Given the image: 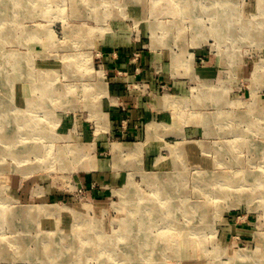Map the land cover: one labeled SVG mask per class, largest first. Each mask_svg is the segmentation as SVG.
<instances>
[{
  "label": "rangeland",
  "instance_id": "1",
  "mask_svg": "<svg viewBox=\"0 0 264 264\" xmlns=\"http://www.w3.org/2000/svg\"><path fill=\"white\" fill-rule=\"evenodd\" d=\"M9 1L0 2V198H8L12 207L56 204L59 211L37 213L34 220L55 229L75 223L71 234L92 227L117 232L120 216L128 212L127 218L136 207L130 200L153 199L154 181L166 185L180 166L188 204L207 205L198 212L204 218L194 221L198 232L183 229L175 235L161 229L160 239L169 241L165 254L136 257L134 264L264 263V0H25L19 11ZM224 14L239 36L220 40L215 33L223 28ZM252 20L255 32L243 36L241 25ZM123 46L128 55L121 64ZM14 51L29 58L35 84L48 80V92L61 95L50 101L49 116L34 110L42 120L36 132L11 123L14 106L33 102L26 96L31 83L26 73L14 84L3 81L13 69L5 53ZM157 53L153 88L145 75L151 65L143 60ZM169 62L177 72L165 75ZM134 91L140 96L136 110L153 108L154 117L141 113L133 123L139 133L125 136L121 129L133 121L123 95ZM34 92L38 100L41 91ZM165 96L176 98V105L161 104ZM44 134L60 146L63 160L45 168V159L34 153L27 152L21 163L13 158L22 156V144L34 145ZM178 143L193 144L195 150L181 155L185 164L173 166L169 159ZM115 144L140 150L127 154ZM67 145H76L77 153ZM128 180L134 193L126 196L118 189ZM0 218L10 239L33 241L40 229L34 222L23 227L21 220L10 226L2 213ZM35 248L29 244V250ZM237 250L252 255L239 260L232 256ZM4 251L0 264H42L26 259L29 251L15 253L13 246Z\"/></svg>",
  "mask_w": 264,
  "mask_h": 264
},
{
  "label": "bare ground",
  "instance_id": "2",
  "mask_svg": "<svg viewBox=\"0 0 264 264\" xmlns=\"http://www.w3.org/2000/svg\"><path fill=\"white\" fill-rule=\"evenodd\" d=\"M6 1L9 0H0V2L4 3H6ZM10 1L8 3L17 6L12 7L15 11H19L22 8L21 6L24 5L25 2L27 3V1L25 0ZM34 1L37 0H29V2ZM212 1L216 3L220 0ZM195 3L197 4V2ZM222 20L224 21L223 28L221 29V31L215 32L220 37V40H222L221 38L223 37L239 36V33L235 32L234 30L232 31V19L230 15L224 14L222 16ZM247 22L248 23L241 25V27H243V30L241 31L243 33L241 34L248 37L255 31L252 32L253 20ZM1 52L2 51L0 48V56H2ZM5 55L7 56L6 62L11 65L13 69L12 72H7L5 70L7 74L4 75L3 81L6 83L14 84L19 79V77L24 76V73H26V75L30 76L31 79L29 87L30 94L26 96H28L31 101H33L25 104V107L23 108L14 106L12 111H14L15 113L14 118L10 117V119L13 118L11 123L15 129L26 128L30 130V132H36L40 129L39 126L41 124V118H38V116L34 115L33 113H36V111L38 112L40 110L41 112H43L42 114L44 117L49 116V114L51 113L52 105L50 101L54 100V97L61 98V95L55 94V92L51 91L48 92V84H52L48 80L40 81L39 86L37 83L35 84L34 80L31 78L34 77V71H32L31 69L32 66L27 56H23L21 53L15 51L11 52L10 54L5 53ZM44 70L50 71V69L48 68ZM254 72L257 73V69H255ZM35 90L41 91V96H39L40 98L38 100L35 99ZM97 90L103 92V87L101 85H97L96 91ZM175 99L176 98H171L170 96H165L163 99H161L163 102L161 104H168V106L174 107L176 105ZM30 105L33 107H30ZM218 116H225V114L219 113ZM3 119V115L2 113H0V133L3 128ZM174 122L177 123V120L175 119ZM153 124L154 123L151 122L149 123L148 131H150V128ZM177 124H175L174 127H177L179 125ZM42 131H45L44 127H42ZM48 135L49 134H44L42 136V143L40 142L41 140L39 141L38 139V141L35 142L34 145L31 143L22 144L25 147L23 148V151L20 152L22 153V156L17 155L21 157L13 158L18 163H21V161H23V159L25 158L23 156L28 155L26 154L27 152L34 153L38 158L45 159V168L53 167V162L60 161L61 159L63 160L64 152L61 150V148H59L60 146L56 144L52 136L49 135V137ZM11 136L15 139H17L18 137L17 135L13 134ZM37 136L40 135H36L35 139L40 138ZM236 136L238 137L239 135ZM0 139L2 138L0 137ZM7 142L9 141H5L4 143ZM13 142L14 141L11 140V145H9L12 146L11 150L15 149L16 146V144H14ZM67 146H69L68 151L70 153H77L76 145ZM26 147L32 148L29 149L30 151H27ZM114 147L117 151H123L127 154H134L140 150L139 146L124 147L119 144H115ZM197 147L202 151H208L207 146L204 144H197ZM174 148L175 155L172 152V158L169 159L173 166L179 164V161L185 164L181 155L184 156V154L188 152L189 149L195 150V145L185 144L183 146V144L178 143V145H176ZM179 156L181 158H178ZM158 163L163 165L168 164V162H165L161 159H158ZM92 166L96 168L95 164H92ZM176 171L177 172L171 176L166 185H164L161 180L157 179L154 181L156 187L153 191L152 197H150L153 199H149L148 197H144L143 195H141V197H136L141 198V200H130V202L133 203L137 202L136 204H134L136 207L134 210L129 212V216L127 218L126 216L128 215V212H125L124 215L122 214L120 216L121 229L117 232H108L104 230V228H102V230H98L94 229L91 226L92 228H90L87 232L80 231L78 234H71V229L77 225L75 223H73V225L69 227H60L59 229H55V225H53L52 227H48L42 222L43 220L38 223L34 220L36 216H38L37 213L41 212L44 215L46 214L47 216L51 212H56L57 210L59 211L61 208L57 207L56 204H24L20 205L19 207H12L9 204L10 200L8 198L4 200L0 198V213H2V219H4V221L2 220V222L8 223L10 226H15L19 223L17 220H21L20 223L23 225V227L33 226L32 224H30V222H34V225L37 228H40L35 235V239L31 241V238L21 239L15 236L10 239V237L4 234L3 229H1L0 227V254L5 252L4 250L7 249V247L13 246V250L15 253H22L24 252V250H26L25 252L29 251L25 254V258L31 261H40L42 264H92L91 260L95 261L94 264H134V262L136 261V257L156 259L158 256L165 254V251L169 247V241L163 238L161 240L159 237V234L163 233L161 229H171V231H173L172 233H174L175 235L180 234L183 229H187L190 234H195L194 232H198L196 231L198 227L197 224H194V221L202 220L204 218V214H200L198 212H203L205 209H207V205L203 203L204 201L192 202L188 204L189 199L186 194L185 183L183 181L184 177L182 172H180V166L176 169ZM202 184L206 186V183ZM132 189L133 186L128 180L127 183H124L122 189H118V192L127 196L134 193ZM142 203H146V205L142 206ZM65 208H68V206H65ZM193 208L196 209L194 214L191 213V210ZM149 212H154L155 214H151L150 216L148 215ZM123 218H126V221L123 222ZM39 224H41V227L37 226ZM156 228L160 231H155ZM31 243H35L36 248L34 250L32 249L33 251L28 249L29 244ZM177 244L178 243H176V245ZM30 251H32L33 254L31 255L33 257L28 256L30 255ZM234 254L235 255L232 256L237 257V259L240 258L239 260H247L252 255L248 252H242L240 250L235 251ZM152 261L153 260H151L150 262Z\"/></svg>",
  "mask_w": 264,
  "mask_h": 264
},
{
  "label": "crops",
  "instance_id": "3",
  "mask_svg": "<svg viewBox=\"0 0 264 264\" xmlns=\"http://www.w3.org/2000/svg\"><path fill=\"white\" fill-rule=\"evenodd\" d=\"M121 50L122 51H119V53H120V61H121V64H123L122 62L125 61V57L128 55L127 54L128 48L123 46L121 48ZM160 57H161L160 53H157V58H156V56H153L151 54V55H146L144 57V60H143V62H144L143 65L144 64L147 65V66L149 64L151 65L150 66L151 68H148L146 70L145 75H146V78L150 81V83L153 86V88L156 87V80H155V77H154L155 76L154 73H155V70L157 68H159L158 61H159ZM156 59H157V62H156ZM116 64H118V63H116ZM124 65H122V66H124ZM175 67L176 66H173L169 62V64L165 67L164 74L165 75H171L172 73H176L177 70H175L176 69ZM124 80H126V79H123L122 78L120 81L123 82ZM139 97L140 96H138V92H135V91H134V93L132 95H127V94H124L123 95V103H124V106L130 108L129 115L126 114V116H128L129 119L131 118L130 120L133 121L132 123L130 122L129 125L125 127V129H123V130L121 129V132L125 136H127L128 134H138L139 133V129L136 126H134L133 123H134V120H136L137 122H138V120H140L141 113L142 114L144 113V116L146 115V116L154 117L153 116L154 115V112L152 111L153 108H151L150 111L148 109H143V110L141 109L140 111H137L136 110L135 106L139 102ZM155 103H157V102H155ZM154 106H155V104H154Z\"/></svg>",
  "mask_w": 264,
  "mask_h": 264
}]
</instances>
